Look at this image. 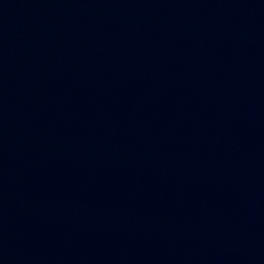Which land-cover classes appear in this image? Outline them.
<instances>
[{
	"label": "water",
	"instance_id": "water-1",
	"mask_svg": "<svg viewBox=\"0 0 264 264\" xmlns=\"http://www.w3.org/2000/svg\"><path fill=\"white\" fill-rule=\"evenodd\" d=\"M0 264H264V0H0Z\"/></svg>",
	"mask_w": 264,
	"mask_h": 264
}]
</instances>
